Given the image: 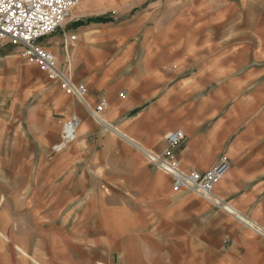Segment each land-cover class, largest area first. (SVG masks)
<instances>
[{
	"label": "crops",
	"instance_id": "obj_1",
	"mask_svg": "<svg viewBox=\"0 0 264 264\" xmlns=\"http://www.w3.org/2000/svg\"><path fill=\"white\" fill-rule=\"evenodd\" d=\"M101 17L78 5L41 45L86 85L90 106L108 101L104 122L45 75L47 105L31 109L27 134L17 130L11 149L0 140V264L11 247L16 264H264V116L230 106L235 88L257 85L260 70L245 69L255 49L204 48L190 68L172 67L162 49L135 58L136 44L119 47L128 36ZM0 49V85L16 70L21 82L32 64ZM72 117L76 141L55 153ZM179 129L182 169L206 172L228 157L214 190L224 206L173 190L137 146L161 152Z\"/></svg>",
	"mask_w": 264,
	"mask_h": 264
},
{
	"label": "rangeland",
	"instance_id": "obj_2",
	"mask_svg": "<svg viewBox=\"0 0 264 264\" xmlns=\"http://www.w3.org/2000/svg\"><path fill=\"white\" fill-rule=\"evenodd\" d=\"M80 3L84 15L112 18L116 32L128 36L119 47L126 49L136 44L135 58H139L145 48L153 53L159 48L165 51L172 67L190 68L197 52L208 57L209 51L216 55L222 47L255 49L252 52L257 53L258 62L245 69L246 72L253 67L260 70L257 85L235 88L230 106L240 102L245 114L250 113L253 106L254 114L264 116V0H81ZM4 47L14 50L12 55L23 51L1 40L0 48ZM26 68L22 70L21 82H17L16 70L8 72L0 85V140L2 138L9 149L17 143V130L27 134L31 109L37 104L47 105L45 97L53 85L36 66L27 64ZM28 96L27 101H21ZM4 255L11 259L10 264H16L12 247L6 249Z\"/></svg>",
	"mask_w": 264,
	"mask_h": 264
},
{
	"label": "built area",
	"instance_id": "obj_3",
	"mask_svg": "<svg viewBox=\"0 0 264 264\" xmlns=\"http://www.w3.org/2000/svg\"><path fill=\"white\" fill-rule=\"evenodd\" d=\"M80 2L81 0H0V41L7 40L12 46L21 47L22 55L28 63L36 66L50 81L58 83L67 95L77 98L87 108L92 118L98 122L109 108L108 101L101 100L96 106H90L86 102L88 94L86 85L76 82L67 70L61 69L58 58L41 45L44 38L56 33L57 30L64 29L74 8ZM25 10L38 11L39 14L45 11V15L49 13L51 17L46 18L36 14V26L27 25L25 28L7 31L9 22L16 20L14 14ZM21 35L27 40L21 41L19 38ZM75 38V36L70 37L71 40ZM121 96L124 97V93ZM79 124L80 121L76 117H72L64 124L61 140L53 146L55 153L61 152L76 140ZM184 140L185 133L179 129L167 136V146L161 152L146 149L139 144L137 146L148 162L172 178L173 190L191 191L214 206H224L223 201L214 195V190L230 170L228 157L223 156L217 165L206 172L184 170L174 155V149L178 148Z\"/></svg>",
	"mask_w": 264,
	"mask_h": 264
},
{
	"label": "bare ground",
	"instance_id": "obj_4",
	"mask_svg": "<svg viewBox=\"0 0 264 264\" xmlns=\"http://www.w3.org/2000/svg\"><path fill=\"white\" fill-rule=\"evenodd\" d=\"M81 4V3H80ZM79 4V5H80ZM36 14H39V12H35L34 10H25V11H22V12H16L14 14V16H16V20H12L9 22L10 26L8 27V29H6L7 31H12L14 29H20V28H25L27 25H30V26H36V22H35V15ZM40 16H43V17H46V18H50L51 15L49 13H47L45 15V11H41ZM3 32H5V30H3ZM24 35V33H23ZM21 35L19 36V38H21V41H25L27 39H25V37ZM100 121L101 122H104V120L102 119V117H100ZM103 124V123H102ZM231 210V209H230ZM229 211V210H228ZM234 211V210H233ZM232 211V212H233ZM248 225V224H247Z\"/></svg>",
	"mask_w": 264,
	"mask_h": 264
},
{
	"label": "trees",
	"instance_id": "obj_5",
	"mask_svg": "<svg viewBox=\"0 0 264 264\" xmlns=\"http://www.w3.org/2000/svg\"><path fill=\"white\" fill-rule=\"evenodd\" d=\"M98 20L109 22L110 20L107 17H101Z\"/></svg>",
	"mask_w": 264,
	"mask_h": 264
}]
</instances>
